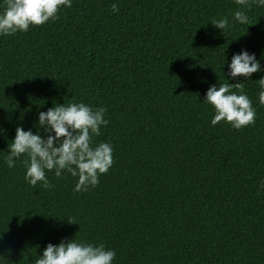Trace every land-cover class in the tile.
<instances>
[{"label":"trees","instance_id":"obj_1","mask_svg":"<svg viewBox=\"0 0 264 264\" xmlns=\"http://www.w3.org/2000/svg\"><path fill=\"white\" fill-rule=\"evenodd\" d=\"M249 3L240 24L236 0H71L0 35V264L73 239L114 251L112 264H264V5ZM241 50L261 71L233 80ZM237 82L255 124L213 126L207 90ZM69 103L106 109L93 147L111 144L114 163L87 191L66 170L33 187L27 156L5 162L9 144L17 127L46 138L39 113Z\"/></svg>","mask_w":264,"mask_h":264},{"label":"clouds","instance_id":"obj_2","mask_svg":"<svg viewBox=\"0 0 264 264\" xmlns=\"http://www.w3.org/2000/svg\"><path fill=\"white\" fill-rule=\"evenodd\" d=\"M6 7L0 13V35L10 36L17 32H27L31 26H42L49 20L58 18L62 7H71V0H5ZM264 5V0H258ZM242 6L233 14L240 24H248L249 17L244 8L250 9L249 0H236ZM112 10L118 11L117 5ZM211 25L224 30L229 26L227 17L213 18ZM261 71L260 62L255 54L246 50L234 54L225 74L233 80L243 77L251 78L254 73ZM261 91L259 102L264 105V77L259 79ZM235 90V91H234ZM204 103L215 110L211 123L213 126L220 122L230 124L234 129H241L255 124L256 110L252 100L245 94L244 83H223L211 86L206 92ZM106 109H93L84 103H69L55 105L46 112L39 113V126L45 129L46 138L40 134L16 128L14 140L9 144L5 162L8 167H14L15 159L27 156L25 180L35 187L38 182L44 188L51 187L47 171H55L60 177L63 171L78 177L75 191H87L89 187L99 184V177L106 174L112 167V145L100 143L93 147V136L101 134V126L109 123L105 119ZM69 224H75L68 221ZM116 253L107 250L103 244L94 246L79 242L75 239L62 241L59 245L49 243L43 250L42 256L35 264H112Z\"/></svg>","mask_w":264,"mask_h":264}]
</instances>
